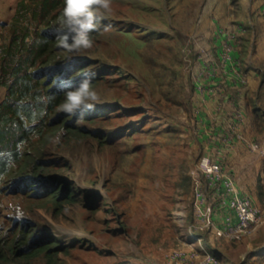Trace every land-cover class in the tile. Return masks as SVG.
<instances>
[{"label":"rangeland","instance_id":"obj_1","mask_svg":"<svg viewBox=\"0 0 264 264\" xmlns=\"http://www.w3.org/2000/svg\"><path fill=\"white\" fill-rule=\"evenodd\" d=\"M17 1L0 0V33ZM103 15L93 47L83 51L101 72L92 85L98 116L86 112L79 123L100 132L54 131L46 156L52 172L71 182L70 199L57 205L49 196L0 192V233L14 238L28 224L32 236H51L54 264H162V236L172 234L179 236L173 248H195L200 257L185 217L189 203L193 216L191 171L204 154L187 142L198 124L194 84L234 94L241 88L245 104L254 97L260 117L252 121L246 108L251 136L264 148V0H112ZM182 78L190 105L179 103ZM223 95H213L216 109ZM210 237L221 264H264V222L237 241ZM31 264H45L44 257Z\"/></svg>","mask_w":264,"mask_h":264},{"label":"trees","instance_id":"obj_2","mask_svg":"<svg viewBox=\"0 0 264 264\" xmlns=\"http://www.w3.org/2000/svg\"><path fill=\"white\" fill-rule=\"evenodd\" d=\"M63 6V0H18L0 33V87L4 89L0 99V192L49 196L57 205L70 199L72 184L63 175L53 173L54 161L46 159L52 133L63 131L67 137H79L100 132L81 128L76 123L79 113L69 116L57 110L66 91L74 89L86 75L93 85L101 74L83 51L73 54L57 46L56 28ZM260 75L263 80L264 73ZM188 90V82L182 78L179 103L187 100L190 105ZM245 105L252 121H257L260 113L254 97L246 98ZM95 113L91 111L88 117L98 116ZM103 141H109L107 136ZM186 144L180 142L183 153ZM256 193L264 205V180L260 175ZM173 203L167 204L172 208ZM186 211L185 217L192 223L191 203ZM194 232L218 257L210 237L213 233L206 229ZM51 238L32 236L28 224L24 228L22 225L14 238L0 233V264H31L34 256L44 257L45 264L56 263Z\"/></svg>","mask_w":264,"mask_h":264},{"label":"built area","instance_id":"obj_3","mask_svg":"<svg viewBox=\"0 0 264 264\" xmlns=\"http://www.w3.org/2000/svg\"><path fill=\"white\" fill-rule=\"evenodd\" d=\"M228 60L229 58L225 59ZM238 108L235 106L231 116L222 123L216 121V117L213 119L216 122L211 130V137L224 147L231 146L237 138H243L238 132L240 120L243 118L241 108ZM249 145L257 149L258 153H264V148L258 142ZM191 172L194 182L193 228L210 230L215 237L237 241L264 222L261 207L252 201L249 194L241 190L234 174L221 162L203 154ZM224 204L230 206L234 216L226 215L218 222L213 214ZM196 238L202 246L200 257L199 250L195 248H173L168 252L166 264H221L220 260L206 249L202 240Z\"/></svg>","mask_w":264,"mask_h":264},{"label":"crops","instance_id":"obj_4","mask_svg":"<svg viewBox=\"0 0 264 264\" xmlns=\"http://www.w3.org/2000/svg\"><path fill=\"white\" fill-rule=\"evenodd\" d=\"M216 57L218 59H221L218 56ZM228 62L229 60L225 61L226 64H228ZM195 82L196 83L194 84V89L197 98H193L196 105L194 109L198 108V115H196L198 118V124L196 126V130L193 131L196 134L194 138L192 137L187 140L190 150H193L195 146L196 153L201 151L204 154L212 156L219 162L223 161L224 163L229 164L231 172L236 175L235 177L241 190L244 193L249 194L252 198V201L261 207L262 204L257 197L256 191L257 177L260 175L264 180V157L262 154L258 153L257 149H254L249 145L250 143L257 142L258 140H255V138L251 136L252 121L249 120L246 105L243 102L244 92H242L241 88L240 90L234 88L237 92L235 94L225 91L222 92L221 88L209 85L205 87L204 91H201L202 87L195 86L198 85L197 79ZM232 85L233 87L237 86V84ZM215 94L226 95L224 97V101H222L223 103L221 109H216L214 106L218 101V99L213 96ZM211 95L212 97H210ZM240 102L243 103L242 106H240ZM238 104L241 108V112L244 118V122L238 127V132L242 134L243 138H237L231 146L224 147L217 140L212 139L211 130L214 127V123L216 121L222 123L224 122V120L228 119L231 116L235 105ZM217 110H221V115L218 117L216 116V114L218 113L216 112ZM215 117L216 121L214 122L212 119H214ZM262 211L264 212V210ZM213 215L215 220L220 222L226 215H230L231 217L234 216V212L229 205L224 204L218 210H216ZM172 235V237L165 235L162 236V241L164 244L163 247H160L161 249L158 253V256H160V262H162V264L167 263L168 252L172 250L176 244L178 245L177 241L179 240V236H177L176 234ZM132 263L139 264V261L133 260Z\"/></svg>","mask_w":264,"mask_h":264},{"label":"clouds","instance_id":"obj_5","mask_svg":"<svg viewBox=\"0 0 264 264\" xmlns=\"http://www.w3.org/2000/svg\"><path fill=\"white\" fill-rule=\"evenodd\" d=\"M111 4L112 0H63L64 6L56 28L57 46L73 54L91 49V33L99 30L100 21L106 18L103 13L111 11ZM98 102L100 97L92 86V78L86 75L74 89L66 91L57 110L69 116L79 113L80 118L76 123H80L83 114L94 111Z\"/></svg>","mask_w":264,"mask_h":264}]
</instances>
